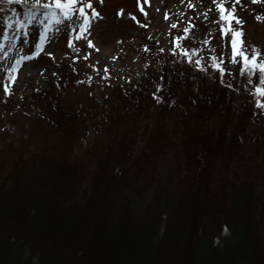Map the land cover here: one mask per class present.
<instances>
[{
  "label": "trees",
  "instance_id": "16d2710c",
  "mask_svg": "<svg viewBox=\"0 0 264 264\" xmlns=\"http://www.w3.org/2000/svg\"><path fill=\"white\" fill-rule=\"evenodd\" d=\"M226 3L237 12L244 8L242 20L263 15L262 1ZM0 10L7 24L3 38L28 7L2 4ZM140 46L147 52L146 44ZM181 56L160 64L158 73L146 72L126 93L107 90L105 103L117 101V114L109 118L106 138L90 145L84 136L92 122L76 103L55 104L60 91L53 85L21 106L34 118L28 137L0 143L8 168L0 183V254L13 251L23 264H248L246 251L264 264V197L257 203L256 176L248 166L242 177L229 173L241 127L232 115L234 90L218 60L209 68V84L193 85L174 70L177 60L187 62ZM75 75L73 68L60 73L69 80ZM167 88H182V109L192 110V92L198 94L194 114H173L181 128L167 125V98L157 112L150 110ZM0 98L14 103L2 88ZM101 104L94 97L88 105ZM8 134L0 131L1 138ZM169 153L180 158L176 177L158 168ZM147 190L154 195L148 201Z\"/></svg>",
  "mask_w": 264,
  "mask_h": 264
},
{
  "label": "rangeland",
  "instance_id": "374dc122",
  "mask_svg": "<svg viewBox=\"0 0 264 264\" xmlns=\"http://www.w3.org/2000/svg\"><path fill=\"white\" fill-rule=\"evenodd\" d=\"M256 1L260 3L262 1L261 8L264 7V0ZM48 2L49 0H41V3ZM90 2L100 12V17L92 23L91 35L88 37L93 41L94 47L88 48L86 40L76 41L75 33L66 31L46 42L39 56L34 55V50L39 44L42 27L32 24L29 29H24L27 36L21 35L12 41L16 45L12 49L8 41H4L5 43L2 41V34L7 24L4 21V12L0 10V45L4 49L0 52V64L7 62L4 68H0V90L3 89L4 84H8V100H14V103L5 104L1 103L4 101L0 98V131H9L4 138L0 137V143L10 142L12 139L16 144L22 143L20 136L24 134L28 137L33 122L31 120L34 118L30 120L27 117L29 115L24 116L21 106L25 107L28 101L32 103L34 93L50 88L51 85L60 91L56 93L59 95V100L55 104L67 108L70 103H76L78 109L92 122L89 132L84 136L87 144L90 145L97 141H94V138L97 139L99 136L106 138V133L110 132L109 118L117 114V101L114 104L105 103L107 90L112 91L117 87L126 93V89L134 87L146 72L150 71L152 75L158 73L162 69L160 64L171 63V60L177 59L176 55L179 53H182L181 57H186L187 62L177 60L178 65L174 66V70L184 79L190 78L193 85L194 82L209 84L214 76L209 73V68L214 64L216 66L218 60L219 64L223 65L224 80L234 90L233 118L241 120L237 135L239 153L233 156V161L229 164V173L236 170L242 177L246 166L250 167V174L256 176L257 182L255 199L261 205L260 202L264 197V109L259 108L257 104H264V97L258 96L256 89L264 88L260 82L262 74L258 69L249 72L244 68L240 57L231 56V37L225 35L221 31L220 24L217 23L219 17L217 5L221 0H103L102 4L100 0H90ZM224 3L227 4L226 0ZM77 7L80 5L77 4ZM86 11L89 14L91 12L89 9ZM243 13V7L235 12L238 18L239 14L244 15ZM261 14L263 15H256L255 18L247 21L241 19L243 21L241 30L244 33L241 39L244 41V49L250 59L253 53L258 54L257 63L264 61V11ZM173 23L177 25L176 28L171 27ZM233 26L240 27L235 23ZM185 28H188L187 32L184 31ZM14 34L12 30L8 36ZM25 38L27 44L24 42ZM70 44L72 46H69ZM144 44L149 47L147 52L141 49L140 45ZM4 53H8V56L5 57ZM24 55L33 58L23 61L16 72L11 73L10 67L15 63V59ZM152 56L159 60L153 61ZM196 59L201 61L199 65L195 64ZM72 68L76 72L73 79L60 77V73H69V69ZM105 68L108 69L107 72ZM10 75L15 76L14 81L9 78ZM60 79L62 83L59 84ZM166 85L172 86V84ZM189 88L192 91V86ZM181 90L182 88L160 90L162 101L159 100L155 107L150 109L157 112L165 98L168 102L170 100L171 104L166 109L165 115L166 118L169 117L166 122L171 128L182 127L173 117V114L184 107L185 98ZM195 92H192L194 98L192 110L182 109L187 111L186 115L194 114L198 110V104L195 103L198 94L195 97ZM94 97L102 101V104L92 108V105L88 104L94 101ZM86 101L88 103L86 105L77 104ZM28 108L31 109L30 106ZM184 113L182 112L183 115ZM78 148L80 149V146ZM27 154L30 155V152ZM173 154L169 153L166 162L158 163L162 176L168 175L169 171H172L175 177L178 175L176 166H179L180 158ZM6 169L7 166L0 160V183ZM215 173H218V168H215ZM78 195L82 196V193L79 192ZM144 195L145 200L148 201L154 197L153 190L145 191ZM241 253L244 257L247 256L248 264L258 263V253L246 251ZM0 264L23 263L17 260L13 251H9L0 254Z\"/></svg>",
  "mask_w": 264,
  "mask_h": 264
},
{
  "label": "snow or ice",
  "instance_id": "6c2138e0",
  "mask_svg": "<svg viewBox=\"0 0 264 264\" xmlns=\"http://www.w3.org/2000/svg\"><path fill=\"white\" fill-rule=\"evenodd\" d=\"M101 4L103 0H100ZM253 3L256 0H252ZM20 4L23 3L28 7V11L25 14L23 19H17L15 23H9L8 27L14 30L13 36L4 35L3 39L9 42V47L14 49L16 45L12 41L16 40L21 35L27 36V33L24 32V29L28 25L37 24L42 27L40 32L39 44L35 46L34 55L39 56L43 51L46 42H50L55 39V36L61 32L70 31L75 33L74 39L76 41L86 40L87 47L93 48L94 44L91 39L88 37L91 35L90 29L92 23L100 17V12H98L93 3L90 0H49L48 3H41V0H32L29 3V0H0V5L2 4ZM236 4L240 3V0H235ZM77 4L80 7H77ZM192 5H189L191 7ZM219 10V17L217 23L221 26V31L225 35H230L231 37V56L233 58L240 57L243 60L244 68L249 72L258 69L261 75V84L264 85V61L257 63V53H253L251 59L249 55L246 54L244 49V41L241 37L244 35L242 29L243 21L238 18L235 14V8L227 9L225 7L224 0L217 5ZM86 9L91 10L90 14ZM143 11V9H141ZM233 22L236 26L234 27ZM172 28H176L177 25L173 23ZM185 32L188 31V28L184 29ZM25 44H27V39L25 38ZM69 46H72L71 44ZM3 46L0 45V52H3ZM4 56L7 57L8 53H4ZM33 56L24 55L19 59H15V63L11 65L10 72L15 73L17 67L26 60H31ZM87 57H85L86 59ZM201 61L199 59L195 60V64L199 65ZM5 64H0V68H4ZM108 69L105 68V72ZM11 80H15V76L10 75ZM9 90L8 84H4L3 92L7 93ZM256 93L258 96L264 97V88H257ZM261 109H264V104H257Z\"/></svg>",
  "mask_w": 264,
  "mask_h": 264
}]
</instances>
